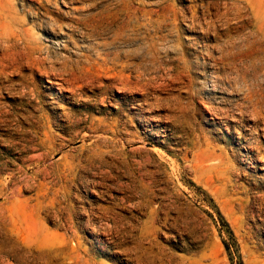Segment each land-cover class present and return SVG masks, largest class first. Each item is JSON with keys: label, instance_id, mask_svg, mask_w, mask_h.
I'll use <instances>...</instances> for the list:
<instances>
[{"label": "rangeland", "instance_id": "374dc122", "mask_svg": "<svg viewBox=\"0 0 264 264\" xmlns=\"http://www.w3.org/2000/svg\"><path fill=\"white\" fill-rule=\"evenodd\" d=\"M263 122L264 0H0V264H264Z\"/></svg>", "mask_w": 264, "mask_h": 264}, {"label": "bare ground", "instance_id": "6f19581e", "mask_svg": "<svg viewBox=\"0 0 264 264\" xmlns=\"http://www.w3.org/2000/svg\"><path fill=\"white\" fill-rule=\"evenodd\" d=\"M47 1H48V0H47ZM56 1H58V0H56ZM62 2H63V1H62ZM47 3H48V2H47ZM41 5H42V4H41ZM43 5H44V4H43ZM47 5H48V4H47ZM43 7H45V5H44ZM88 7H89V6H88ZM86 8H87V7H86ZM76 10H78V9H76ZM78 12H79V11H78ZM78 12H77V13H78ZM123 12H124V11H123ZM70 13H72V12H70ZM139 13H140V12H139ZM87 16H88V15H87ZM257 16L260 18V15H259V14H257ZM88 18H89V17H88ZM90 20H91V19H90ZM258 21H259V20H258ZM84 22H85V21H84ZM84 22H83V23H84ZM86 22H87V21H86ZM103 22H104V21H103ZM87 23H88V22H87ZM73 24H74V23H73ZM84 24H85V23H84ZM87 25H88V24H87ZM93 26H94V25H93ZM93 26H92V28H94ZM74 27H75V26H74ZM89 27H90V26H89ZM80 28H81V27H80ZM92 30H93V31H97L98 29H92ZM123 31H124V30H123ZM102 32H103V31H102ZM204 32H205V31H204ZM32 33H33V31H32ZM23 36H24V35H23ZM69 36H70V35H69ZM24 37H25V36H24ZM27 39H28V38H27ZM27 39H26V40H27ZM30 40H31V38H30ZM66 40H67V39H66ZM122 40H123V39H122ZM25 43H26V42H25ZM26 44H28V42H27ZM98 44H100V43H98ZM105 44H106V43H105ZM28 45H29V44H28ZM28 45H27V46H28ZM30 45H31V44H30ZM110 45H111V44H110ZM37 48H38V47H37ZM104 55H105V56H104V57H105V58H104V61H105V63H106V62H107L106 60L109 59L110 56H109L108 54H104ZM99 57H100V55H99ZM93 61H94V60H93ZM117 61H118V60H117ZM39 62H40V61H39ZM41 62H42V59H41ZM41 62H40V63H41ZM87 62H88V61H87ZM98 62H99V61H98ZM130 62H131V60H130ZM43 63H44V62H43ZM88 63H89V62H88ZM126 63H127V62H126ZM67 64H68V63H67ZM67 64H66V65H67ZM98 64H99V63H98ZM107 64H108V63H107ZM107 64H105V65L107 66ZM121 64H122V63H121ZM40 65H41V64H40ZM101 65H104V64L101 63ZM67 66H68V65H67ZM67 66H66V67H67ZM123 66H124V65H123ZM125 66H126V65H125ZM39 67H41V66H39ZM99 67H100V66H99ZM101 67H102V66H101ZM104 67H105V66H104ZM109 67H110V66H109ZM115 67H116V66H115ZM129 67H130V66H129ZM232 68H233V67H232ZM100 69L103 70V67L100 68ZM111 69H112V68H111ZM152 69H153V68H152ZM118 70H119V69H118ZM67 71H68V70H67ZM107 72H108V70H107ZM249 73H250V72H249ZM111 74H112V73H111ZM125 74H127V73H125ZM102 77H103V76H102ZM258 77H259V76H258ZM105 78H107V77L105 76ZM247 82H248V81H247ZM237 86H238V85H237ZM59 88H60V87H59ZM260 91H261V90H260ZM252 92H253V91H252ZM249 93H250V92H249ZM255 97H256V96H255ZM246 100H247V99H246ZM247 109H248V108H247ZM247 111H248V110H247ZM226 112H227V111H226ZM254 117H255V116H254ZM263 123H264V122H263ZM252 147H253V146H252Z\"/></svg>", "mask_w": 264, "mask_h": 264}]
</instances>
